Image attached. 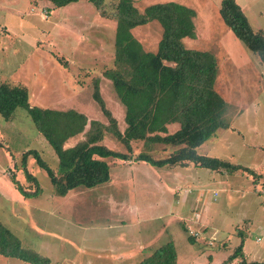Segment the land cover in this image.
<instances>
[{
  "label": "rangeland",
  "instance_id": "rangeland-1",
  "mask_svg": "<svg viewBox=\"0 0 264 264\" xmlns=\"http://www.w3.org/2000/svg\"><path fill=\"white\" fill-rule=\"evenodd\" d=\"M235 1L252 29L264 36V0ZM133 2L140 12L165 2L193 10L195 37L182 43L214 56V89L226 102L229 123L197 153L264 174V70L223 24L221 0ZM115 25L85 1L54 8L44 0H0V83L26 88L30 107L73 110L88 122L106 124L93 98L98 89L122 132L124 108L103 76L113 67ZM130 34L144 51L155 53L161 27L150 22ZM178 128L171 125L168 133ZM80 140L82 134L64 147ZM103 144L129 157L107 161V183L56 196L47 174L29 156L26 168L38 188L29 194L35 186L22 173L23 154L36 151L56 172L57 157L26 109L17 108L8 121L0 115V223L23 248L51 264H138L168 243L175 248L176 264H225L241 242L244 252L256 247L264 252V179L193 166L155 168L134 161L146 151L142 142L132 144L131 154L110 134ZM176 149L153 145L149 154L161 160ZM121 249L127 259L119 258ZM0 264L28 263L0 256Z\"/></svg>",
  "mask_w": 264,
  "mask_h": 264
},
{
  "label": "trees",
  "instance_id": "trees-1",
  "mask_svg": "<svg viewBox=\"0 0 264 264\" xmlns=\"http://www.w3.org/2000/svg\"><path fill=\"white\" fill-rule=\"evenodd\" d=\"M42 1V0H41ZM54 8L71 3L88 2L100 16L115 22L113 67L104 72L112 90L124 108L121 132L119 123L108 111L98 89L93 98L106 124L88 122L73 110L64 112L28 105V92L19 85L0 83V115L10 120L17 108L26 109L34 126L51 147L58 160V171H53L36 151L22 156V173L26 182L35 178L26 168V159L32 156L37 166L48 176L56 196H64L78 187L91 189L109 181L108 160L128 161L127 154L103 144L107 135L118 141L126 153H132V144L142 142L146 151L134 161L155 168H186L193 166L215 173L249 175L264 179V174L231 164L228 161L197 153V149L216 134L228 130L225 119L226 102L214 89L218 67L214 56L207 52L185 48L182 41L193 39L195 29L192 9L176 2H165L146 7L140 12L133 0H44ZM219 16L233 36L252 52L264 70V36L254 31L243 10L235 0H221ZM157 22L161 37L155 53L144 51L130 31L138 26ZM178 125L169 134L168 127ZM87 128V129H86ZM83 140L65 148L68 140L77 135ZM153 145L178 148L167 158L154 160L149 150ZM238 175V176H239ZM16 188L26 192L11 178ZM28 194V193H25ZM191 243L195 242L189 237ZM0 256L28 264H51L30 249L21 246L18 239L0 223ZM177 254L171 243L161 246L138 264H176ZM225 264H264L248 261L241 242L225 260Z\"/></svg>",
  "mask_w": 264,
  "mask_h": 264
},
{
  "label": "crops",
  "instance_id": "crops-1",
  "mask_svg": "<svg viewBox=\"0 0 264 264\" xmlns=\"http://www.w3.org/2000/svg\"><path fill=\"white\" fill-rule=\"evenodd\" d=\"M181 201H180V203L179 204H177L176 206H178L179 208H181ZM188 207H186V209H187ZM184 210H185V208H184ZM182 211H183V209H182ZM186 213V212H185ZM264 226V225H263ZM258 227H259V225H258ZM264 237V234L262 233V235H261V238H263ZM262 240H264V238L262 239ZM256 241V240H255ZM261 247H256V248H254V249H251V250H249V253H247V252H244V256H246V258L249 260V261H258V262H260V261H264V252L262 253V250L260 249ZM129 257V255L128 254H126V255H123L122 254V249L120 250V253H119V258L120 259H123V258H125V259H127Z\"/></svg>",
  "mask_w": 264,
  "mask_h": 264
},
{
  "label": "built area",
  "instance_id": "built-area-1",
  "mask_svg": "<svg viewBox=\"0 0 264 264\" xmlns=\"http://www.w3.org/2000/svg\"><path fill=\"white\" fill-rule=\"evenodd\" d=\"M263 234H264V229H263Z\"/></svg>",
  "mask_w": 264,
  "mask_h": 264
}]
</instances>
